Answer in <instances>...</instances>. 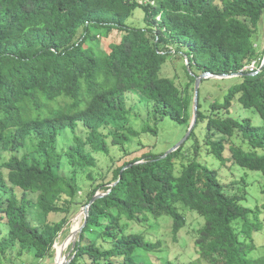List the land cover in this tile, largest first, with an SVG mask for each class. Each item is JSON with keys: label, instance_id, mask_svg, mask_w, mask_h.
Returning a JSON list of instances; mask_svg holds the SVG:
<instances>
[{"label": "trees", "instance_id": "1", "mask_svg": "<svg viewBox=\"0 0 264 264\" xmlns=\"http://www.w3.org/2000/svg\"><path fill=\"white\" fill-rule=\"evenodd\" d=\"M137 7L144 27L128 25ZM263 25L264 0H0V264L52 256L73 215L108 190L91 204L69 264H264L254 255L264 180L262 203L250 189L264 178ZM208 71L243 75L214 96L203 80L181 147L166 157L112 156L95 174L97 154L141 134L130 126V93L156 124L169 116L189 129L196 77ZM202 123L203 145L184 153ZM69 130L73 142L60 148ZM202 149L219 164L202 162ZM190 215L204 222L172 252L161 222L169 218L178 241Z\"/></svg>", "mask_w": 264, "mask_h": 264}, {"label": "rangeland", "instance_id": "2", "mask_svg": "<svg viewBox=\"0 0 264 264\" xmlns=\"http://www.w3.org/2000/svg\"><path fill=\"white\" fill-rule=\"evenodd\" d=\"M145 16H146V13L144 9L142 7H137L134 10V15L129 18L128 25L133 26V27H144L146 25ZM260 39H261L262 46H264V25L262 27L261 37L259 38V40ZM175 60L176 61L174 63H177V66L179 69L177 73H182L183 72L182 67H181L182 58L176 57ZM165 72L171 76L175 75L174 74L175 70L172 66L167 67L165 69ZM229 80L230 79L228 80L211 79V81H208L207 83L203 85L202 90L203 92L211 91L213 92V94L211 95L214 96L215 94H218V92L219 93L221 92L219 89L220 86L226 88V86L229 83ZM214 90H217V91L215 92ZM139 101H141L140 95L135 94V93L129 94L128 103L136 106L135 112L137 113V115H134V117L131 119L130 126L136 130H139V131L141 130V134L139 136H130L128 143L124 145H121V144L117 146L111 145V155H105L101 153L97 154L99 161H98V169L95 172V174H98L100 170H103V173H105L108 170V168L114 163L112 156H114L116 160L119 158L121 159L122 157H123L122 159H124L125 156H128L127 157L128 159L136 155H140L144 151L153 152V154L166 153L171 148H173L175 145H177V143H179L182 139H184L186 135L188 134V129L185 125L177 122L176 120L172 119L169 116L164 117L162 120L159 121L158 124H156V119H154L155 118L154 112L152 110L145 108L144 105H142L141 102ZM205 108H208L207 101L204 104V109ZM145 125L150 126L153 129L157 128L158 133H155L152 131H147V132L142 131ZM204 128H205V123H202L201 125H199V127L195 131V134L185 144L184 150H183L184 153L186 154L191 153L193 145L198 140L200 144L203 145ZM77 132L85 134L84 130L81 128ZM73 137H74V132L70 130L67 131L59 139V142H58L59 147L60 148L66 147L67 145L72 143ZM111 139L112 137L109 138L110 143H111ZM136 149L137 151H135ZM28 151H29V148L25 147L20 151L19 154L22 155ZM202 152H203V149H202ZM204 152L202 153V156L200 158L202 162L208 163L210 167H215L216 165L219 164L213 155L207 156L206 153ZM7 156H9V154ZM250 172L253 173L255 176L256 174H258L257 172H253V171H250ZM99 175L101 174L99 173ZM111 176L112 174L110 173L109 176L107 177L111 178ZM258 179L259 180H257L256 182L250 181V189L253 194V199L256 198L258 199V203H262L263 195L261 194V184L264 178L261 177ZM228 181H230V179ZM89 184H90L89 181L87 180L83 181L84 187H88ZM82 209L83 208H81V210ZM81 210H79V212H81ZM75 215H73L71 221L65 226V230L62 233V235L59 237V240L57 242L58 246H60V244L66 238L68 229L75 227L76 222L78 220V218L75 220L73 219ZM53 217L59 220L64 217V214H58ZM188 219L191 221L190 222L191 225L188 224L187 227L179 234L178 241L174 240V238L169 233L172 228L171 221L169 220V218H165L161 222L162 223L161 232L167 233L166 239L168 240V243L170 244L172 252L176 253L178 251L185 250V246L187 242L190 243L193 240V237L190 232L191 229L193 227L201 226L204 222V219L197 215H190ZM81 223H83V221H81ZM136 228L139 229V227H136ZM150 236L154 237L153 234H151ZM255 237H256V240L258 241L257 246L259 248L254 252V255L259 256L261 254H264V248L262 249V247L264 246V236H261V237L255 236ZM70 250H71V245L64 251V253L68 254ZM172 257H176V255H172ZM186 259H190V258H186ZM32 260L34 261L33 264H55L56 249H54L52 256H49L41 261H38L36 259L35 260L32 259Z\"/></svg>", "mask_w": 264, "mask_h": 264}, {"label": "water", "instance_id": "3", "mask_svg": "<svg viewBox=\"0 0 264 264\" xmlns=\"http://www.w3.org/2000/svg\"><path fill=\"white\" fill-rule=\"evenodd\" d=\"M187 65L189 67V60L187 61ZM264 66V62H263V65L261 67V69L263 68ZM190 70V68H189ZM257 73V72H256ZM249 74H253V73H249ZM243 75V72H239V73H234V74H227V73H224V74H215V73H212V72H204V73H201L200 75H198L196 77V83H195V95H194V101H193V118H192V121H191V124H190V127L188 129V134L186 135V137L184 139H182L179 143H177V145H175L173 148H171L168 152H166L163 157H166L168 154H170L171 152L177 150L179 147H181V145L187 140V138L189 137V135L191 134L193 128L195 127L196 125V122H197V118H198V110H199V92H200V87H201V83L203 82V80L205 79H224V78H231V77H234V76H241ZM142 161H138L136 162L135 164L137 163H140ZM132 164L124 167L122 170H121V174L124 172V170L128 167H130ZM119 182L116 181L114 183L111 184V186H115L117 183ZM110 192V190H108L107 192H98L94 197L93 199L91 200V202L89 204H87L86 206L83 207V209L81 210V212H79L78 214H76L74 216V220L77 219L79 216H81L82 218V221L83 223H81V225H79L78 227L76 228H71L69 234L67 235V237L64 239V241L60 244L61 246V251H60V254L58 255V244L56 243L54 245V248L56 249V260H55V264H59V262L64 258L63 262L60 263V264H69L70 261H71V258H70V255L71 253L73 252L74 250V247L79 239V234L83 231V228L84 226L86 225L87 223V219H88V216H89V211H90V207H91V204L98 198L104 196L106 193ZM65 230V227L62 231V233L64 232ZM62 233L60 234V236L62 235ZM74 238L73 241H71L70 245H72V248L70 250V252L68 254L64 253V248L66 247L68 241L70 238Z\"/></svg>", "mask_w": 264, "mask_h": 264}, {"label": "bare ground", "instance_id": "4", "mask_svg": "<svg viewBox=\"0 0 264 264\" xmlns=\"http://www.w3.org/2000/svg\"><path fill=\"white\" fill-rule=\"evenodd\" d=\"M81 221H82V218H81V216H79V217H78V220H77V222H76V225H75L74 228H76V227H78L79 225H81ZM74 238H75V237L69 239V241H68L66 247L64 248V251L70 246V243H71V241L74 240ZM60 246H61V245H60ZM60 246H58V255L60 254V251H61V247H60ZM63 260H64V258L59 262V264L62 263Z\"/></svg>", "mask_w": 264, "mask_h": 264}, {"label": "built area", "instance_id": "5", "mask_svg": "<svg viewBox=\"0 0 264 264\" xmlns=\"http://www.w3.org/2000/svg\"><path fill=\"white\" fill-rule=\"evenodd\" d=\"M153 3H154V1H153ZM254 68H255V63L252 64V69H254Z\"/></svg>", "mask_w": 264, "mask_h": 264}]
</instances>
